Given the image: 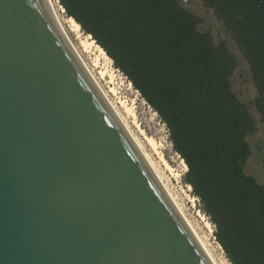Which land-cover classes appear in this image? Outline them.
<instances>
[{
    "label": "water",
    "instance_id": "obj_1",
    "mask_svg": "<svg viewBox=\"0 0 264 264\" xmlns=\"http://www.w3.org/2000/svg\"><path fill=\"white\" fill-rule=\"evenodd\" d=\"M0 264H213L48 0H0Z\"/></svg>",
    "mask_w": 264,
    "mask_h": 264
},
{
    "label": "trees",
    "instance_id": "obj_2",
    "mask_svg": "<svg viewBox=\"0 0 264 264\" xmlns=\"http://www.w3.org/2000/svg\"><path fill=\"white\" fill-rule=\"evenodd\" d=\"M250 65L264 122V0H201ZM167 124L185 182L232 264H264V183L247 172L255 121L232 83L225 40L182 0H60Z\"/></svg>",
    "mask_w": 264,
    "mask_h": 264
},
{
    "label": "rangeland",
    "instance_id": "obj_3",
    "mask_svg": "<svg viewBox=\"0 0 264 264\" xmlns=\"http://www.w3.org/2000/svg\"><path fill=\"white\" fill-rule=\"evenodd\" d=\"M182 3L201 18L200 29L210 32L216 42L225 40L236 57L237 65L232 75L233 88L240 99L248 105L255 121V130L248 136L252 154L247 162L246 169L247 172L256 176L258 181L264 183V122L255 105V98L258 90L252 78L250 65L233 39L232 33L227 30L223 21L215 14L212 8L207 7L201 0H182ZM59 4L62 5L60 0ZM62 16L64 19L68 17L66 11H64ZM67 27L68 25L66 28ZM67 30L73 42L92 68L94 74L98 77L101 85L117 106L121 115H124L123 118L132 132L140 141L142 140L144 147L146 146L145 149L150 153L155 163L157 162L156 164L163 169L166 179L169 180L168 182L174 192L181 199L191 220L202 234L208 235L211 238L210 242H213L212 246H216L215 248L217 252H219L218 254H220L222 258H225L223 259L225 263L232 264L217 240L215 234L216 225L213 223L210 216L203 211L201 201L193 193V189H189L188 183L185 182L184 174L187 168L184 164V159L174 149L167 124L162 120L159 113L142 96L140 91L135 88L130 79L114 65L112 58L107 53L106 55L101 52L99 48L100 45L91 34L89 38L88 34L81 28V37L77 38L75 33L68 28ZM80 39L88 43L89 49L87 51L82 49ZM93 40L94 42H92ZM95 62H97V66H94ZM99 71H104L105 75L100 77ZM111 86L115 88V93L109 92ZM120 100H124L132 109V112L128 113L124 110L119 104ZM139 129H143V134ZM145 134L152 136L156 140L157 151L147 143L144 137ZM160 154L171 164L173 172L166 170L160 158ZM208 222L210 226H208ZM210 227L212 231H210Z\"/></svg>",
    "mask_w": 264,
    "mask_h": 264
},
{
    "label": "bare ground",
    "instance_id": "obj_4",
    "mask_svg": "<svg viewBox=\"0 0 264 264\" xmlns=\"http://www.w3.org/2000/svg\"><path fill=\"white\" fill-rule=\"evenodd\" d=\"M48 2H49L50 6H51V8L53 10V13H54L56 19L58 20L60 26L62 27L65 35L67 36L70 44L72 45L74 51L76 52L79 60L82 63V65L87 70V72L89 73V75L91 76V78L93 79L95 84L97 85V87L100 89V91L104 95L105 99L107 100V102L109 103V105L111 106V108L113 109V111L115 112L117 117L119 118L120 122L122 123V125L124 126V128L126 129L128 134L130 135V137L132 138V140L134 141L136 146L139 148L140 152L142 153V155L144 156V158L146 159V161L148 162V164L150 165V167L154 171L155 175L157 176V178L159 179V181L163 185L164 189L166 190V192L168 193V195L170 196V198L172 199V201L174 202V204L176 205V207L178 208V210L180 211V213L182 214V216L186 220L187 224L189 225V227L191 228V230L193 231V233L195 234V236L197 237V239L199 240V242L201 243V245L205 249L206 253L210 257V259L213 262V264H227L223 260L225 258L224 257L222 258V256L220 254H218L219 252H217V250L215 248L216 246L215 247L212 246L213 242L212 243L210 242L211 238L208 235L202 234L201 231L198 229V227L195 225V223L191 220V218L189 217L188 213L186 212V209H185L181 199L174 192L173 188L171 187V185L168 182L169 180L166 179V176H165V173H164L163 169H161L156 164L157 162L155 163V161L151 157L150 153L145 149L146 146L144 147V145L142 143V140L140 141L139 138L136 137V135L132 132V130L130 129L129 125L127 124V122L123 118L124 115L123 116L121 115V113L119 112L117 106L115 105L113 100H111V98L109 97V94L107 93V91L101 85L98 77L94 74L92 68L89 66V64L87 63V61L83 57L82 53L80 52V50L77 48V46L73 42V40H72L67 28L70 31H72L73 33H75L77 38H80L81 37V25H80V23L77 22L71 16H68L65 19L63 18L62 14L64 13L65 9H64V7L62 5L59 4V0H48ZM65 24H66V26L68 25L67 28H66ZM88 37L90 38L91 35L88 34ZM92 42H94V40ZM80 45L82 46V49L84 51H87L89 49L88 43L86 41L81 40L80 41ZM99 48H100L101 52L106 54L105 50L101 46H99ZM94 66H97V62L94 63ZM98 73H100V77H103L105 75L104 71H99ZM109 92L115 93V88L113 86H111L109 88ZM119 104L128 113L132 112L131 111L132 109L126 104V102L124 100H120ZM139 130L143 134V129H139ZM144 137H145V140L147 141V143L153 149H156V151H157V142H156V140L152 136H149V135H146V134H145ZM160 156H161L160 158H161V160L163 162V165L165 166L166 170H168L169 172L170 171L173 172V168H172L171 164L163 157L162 154H160ZM184 164H185L186 168L188 169V166H187L185 161H184ZM188 187H189V189H192V186L190 184H188ZM208 226H210L209 222H208ZM210 231H212L211 227H210Z\"/></svg>",
    "mask_w": 264,
    "mask_h": 264
}]
</instances>
